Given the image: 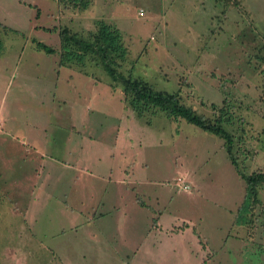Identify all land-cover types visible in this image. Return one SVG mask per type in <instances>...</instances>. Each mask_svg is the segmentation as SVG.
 <instances>
[{
  "label": "rangeland",
  "instance_id": "rangeland-1",
  "mask_svg": "<svg viewBox=\"0 0 264 264\" xmlns=\"http://www.w3.org/2000/svg\"><path fill=\"white\" fill-rule=\"evenodd\" d=\"M101 20L121 31L126 76L225 115L239 169L264 173V0H0V132L45 134L57 163L27 167L37 152L0 143V264H199L196 236L201 264H264V183L238 222L246 187L222 138L160 108L138 115L94 59L60 65L61 34L88 38ZM158 219L192 232L155 235Z\"/></svg>",
  "mask_w": 264,
  "mask_h": 264
},
{
  "label": "trees",
  "instance_id": "trees-1",
  "mask_svg": "<svg viewBox=\"0 0 264 264\" xmlns=\"http://www.w3.org/2000/svg\"><path fill=\"white\" fill-rule=\"evenodd\" d=\"M36 48L48 53L54 51L52 47L38 41ZM60 53V65L68 67L78 65L80 70L85 68L87 61L94 59L109 76L111 84L121 88L124 100L138 115H142L141 111L144 107L145 110L151 109V107L160 108L169 117L185 119L200 129L222 138L230 161L245 182L246 192L242 206L238 211L240 214L238 222H244L243 215L249 210L250 204L256 196L257 185L264 183V173L245 174L239 169L232 151L233 138L223 126L225 115L221 113L216 118L206 117L191 106L184 104L178 92L158 90L144 79L126 76L120 70L121 62L126 59L128 53L122 40L121 31L106 21H97L95 31L88 38L69 34L67 31L63 32Z\"/></svg>",
  "mask_w": 264,
  "mask_h": 264
},
{
  "label": "crops",
  "instance_id": "crops-1",
  "mask_svg": "<svg viewBox=\"0 0 264 264\" xmlns=\"http://www.w3.org/2000/svg\"><path fill=\"white\" fill-rule=\"evenodd\" d=\"M71 69V68H70ZM4 123H2V125H3ZM33 136H37V138L38 139H36V140H33V139H31ZM114 140L112 141V144H111V146L112 147H117L118 146V142H117V139L119 138V134H116V136H114ZM130 138V137H129ZM28 139H31V140H33L34 141V146H32V148H28V147H26L25 146V144H26V142H27V140ZM5 140H9V142H10V144L12 143L13 145H15V146H17L19 149L18 150H23V154L24 155H30L32 152L31 151H35V152H37L36 154L35 153H33L34 154V156L33 157H31L30 159V161L28 162V161H26V166L28 167V166H30V167H32L33 169H35L36 167H34V165H39L40 163H46L48 166V168H52V170H55L53 167H55L56 168V166H54V165H56L57 163L53 160L52 161V159L53 158H47V157H44V158H42V156H44V154H45V147H43V146H47V142H46V139H45V134H4V132L3 131H1L0 132V143H2V142H4ZM131 140V139H130ZM81 141L82 142H77L76 143V145H79V148L81 149V148H83V146L84 147H86V148H88L89 146H90V143L88 142V141H86V143L84 144V137L83 138H81ZM83 143V144H82ZM18 145H20V146H18ZM49 146V145H48ZM129 146H132V143H130L129 142ZM126 147H127V143H126ZM20 151V152H21ZM68 153H69V151H67ZM119 154H122V151H119ZM39 156V157H38ZM66 162L68 163V164H74V160H73V162H70L69 161V159H66ZM124 166H126V165H124ZM83 168H85L84 170H88V169H90V167H83ZM123 168V167H122ZM79 169V166H77V164H76V166L74 167V170H78ZM111 171V169L109 168L108 169V173ZM121 171V170H120ZM102 175H103V177H102V180H106V178H108V180L109 181H111V177H107V169H103V173H101ZM124 178H128V180L127 181H124ZM118 179V182H116V183H120V184H122V186L124 185V186H126V187H128L127 185L129 184V186H131V185H135V186H137V184H141L142 182V180H140V179H138V178H135V179H133V175L132 176H126L125 174L124 175H121L120 176V178H117ZM127 183V184H126ZM143 184V183H142ZM138 191V190H137ZM104 192H105V190H104ZM129 192H130V196H129V199H128V197H126L127 198V200H125V199H123V202L124 203H131V206L130 207H133V214H135L136 212H139V213H141L142 214V212H145V211H147V207L145 206V205H139L138 203H137V199L136 198H134L133 197V194H134V192H135V190L133 191V189L132 188H130V190H129ZM31 194V193H30ZM37 195V194H36ZM36 195H33L32 197L34 198V196H35V199H36V201H38V198L39 197H37ZM122 197V196H121ZM35 199H33L32 200V202H34L35 201ZM98 200H99V202H102V203H104L103 204V208L104 209H110V207L112 206V205H115L116 206V204H111V203H108V201H107V198L106 199H101V198H97ZM134 199V200H133ZM117 207V206H116ZM88 208V207H87ZM86 208V209H87ZM118 208V207H117ZM126 208V207H125ZM71 209H72V207H71ZM85 209V210H86ZM120 209H122V208H120ZM84 210V215H86V218H90V220H97L99 217H101V216H105L104 214H102V215H99V216H96V215H93V214H90V212H88L87 213V211H85ZM118 210V209H117ZM116 210V211H117ZM26 212H28L29 213V211L28 210H26ZM158 214H160L159 215V218H161L162 217V214L161 213H157V215L156 216H158ZM156 216H154V217H156ZM164 217V216H163ZM80 221H81V219H79ZM79 220L76 222V224H79L80 222H79ZM159 220V219H158ZM158 220H157V222H156V225L159 223V225H157V226H154V227H151V228H149L150 230H152V232L155 234V235H158V233H159V231H164L165 233H162V234H165L166 236H172V235H180V234H184L185 232H190L191 230L189 229H185V230H182V231H178V232H175V231H172V230H168V228L166 229H164V228H162V222H161V220H159V222H158ZM167 219H163V221L165 222V223H167V221H166ZM170 222H171V220H169ZM84 222H86V221H84ZM118 226H119V224H118ZM116 229H117V227H116ZM102 229H100V231H101ZM149 230V231H150ZM98 231H99V229H98ZM148 231V230H147ZM192 232V231H191ZM194 235V234H193ZM109 238H111L110 236H109ZM101 239V238H100ZM196 240L198 241V244L199 245H197V247L199 248V250L201 251L202 250V252H201V255H200V259H201V261H200V263L199 264H201L202 262H203V259L205 258V254H204V251H203V248H202V245H201V241L200 240H198L197 239V236H196ZM154 241H158V238H156ZM153 245H156V243L155 244H153ZM132 255H133V250H132ZM199 259V260H200Z\"/></svg>",
  "mask_w": 264,
  "mask_h": 264
}]
</instances>
